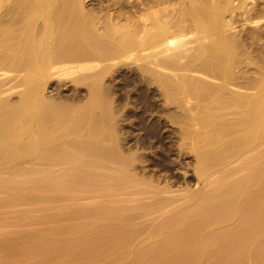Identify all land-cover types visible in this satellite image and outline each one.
Masks as SVG:
<instances>
[{"label": "bare ground", "instance_id": "obj_1", "mask_svg": "<svg viewBox=\"0 0 264 264\" xmlns=\"http://www.w3.org/2000/svg\"><path fill=\"white\" fill-rule=\"evenodd\" d=\"M252 2L174 0L100 32L82 0H0V264H264V0ZM128 60L175 108L188 161L173 177L137 180L100 145L99 86L81 108L46 100L54 76Z\"/></svg>", "mask_w": 264, "mask_h": 264}, {"label": "rangeland", "instance_id": "obj_2", "mask_svg": "<svg viewBox=\"0 0 264 264\" xmlns=\"http://www.w3.org/2000/svg\"><path fill=\"white\" fill-rule=\"evenodd\" d=\"M155 1L157 0H144V1L143 0H82L84 4L83 5L84 11L86 12L87 15H89L88 17H91L93 21L94 20L96 21L94 22L95 24L97 23L96 27L99 28L97 29L100 30V32L104 30L103 28H105L106 25L109 26V24L111 26L113 25V27H117V29L120 28L119 30H121L122 28L123 30L124 28L126 30L129 27L130 28L132 27V29H134L135 25L139 23L141 24L142 21L147 23V20L149 21V17H150V16L147 17L148 14L153 15L156 12V10L159 9V7L161 8V10L163 9L166 11L167 9L169 10L170 8L175 7L172 5V4L175 5L174 0H170V1L162 0L163 1L162 5L159 4V1L154 3ZM252 1L254 3L261 2V0H257V1L252 0ZM165 2L167 3L169 2V3L167 4ZM142 25L144 24L142 23ZM239 28L238 30L240 32L242 31V33L245 32L246 30L248 31L252 29V27L247 25L246 27L244 26V28H240V29ZM263 28L262 30H264ZM120 32L121 31L117 32L118 35L121 34ZM188 39H190V36ZM116 63L118 65L115 66L114 64ZM137 63L138 62H134L132 60L125 61L124 63L116 61L114 63H111L113 64L112 66L109 63L102 64L101 66H99V68L94 69V70L97 69L96 71L92 69L83 70V71L80 70V71H76L77 73L70 72L60 76L58 75L54 76L52 77L51 81H49L48 83L49 85H47V88L48 86L49 88L47 89V91H45V96H47L46 98H48L46 100L63 106L68 105L72 107L73 105L72 108L75 107L81 108L84 107L85 104L87 105L88 100H90L91 98L92 90L97 89V94H98L100 92V89L102 88L101 89L102 96H100L101 93H99L98 99H100V97L104 98L105 102H103L102 99L99 100L100 109L98 108L97 112L99 113V116L103 115V117L101 116L102 118L105 117L106 121L104 122H106V127L105 125L104 127L108 128L107 132L110 131V133L108 132L107 137L101 140L100 145L104 146L103 147L104 149L113 148V147L115 149L119 148L117 150L122 155V157H125L127 161L129 160L130 162H132L133 168L131 167V169L135 170L136 168L133 174L135 173L134 175H136L138 172L141 173V174L138 173L136 175L137 180L142 179L144 177L143 175H145V177L148 178L149 180L158 179L159 176L160 175L163 176V174L165 178L163 177L162 178L167 179L168 177L171 176L173 177L176 175L174 169L185 168L184 165L186 161H188L187 158L183 157L182 155H180L179 158L177 157L179 155L177 152V147H178V143H177L178 141L176 139L177 135L175 134L176 133L175 129L177 128L175 127L176 125L173 126L171 115L168 114L174 112L175 108H172L171 106V109H169L167 107L168 105H166V103L164 104V101H161L163 99H161L162 97L160 96L158 87H156L157 89L155 88L156 85L154 87L151 85L152 86L151 88V86H148L147 83L145 82L142 83V81L143 80L145 81V79H142V76L144 78V75H142V72H140L141 70L138 69L139 63L138 64ZM102 69L104 70L102 71ZM138 70L139 72H137ZM97 71L100 72L96 73ZM93 72H95V74ZM93 85L94 88H92ZM96 85L97 87L99 86L100 89H98L99 87L98 88L95 87ZM18 98H19L18 94L13 95L12 99H15L12 100L13 104L18 103L19 101ZM51 99L54 101H52ZM101 102L103 103L101 104ZM162 105H166L168 110L166 109V107ZM102 110L103 112H105V115H107L106 111H108L107 117L104 114H102L103 113ZM97 112L95 111L96 116H98ZM167 114L170 117V119L169 117H167ZM174 149L176 150V152ZM128 156L129 157L132 156L130 158H133V160L132 159L130 160ZM135 156L138 159H136ZM174 156H176V158ZM134 159H136L135 163H134ZM172 159L174 160L177 159L175 160L177 163L174 162V160ZM172 162H174L175 165L172 164L171 167ZM129 165L131 166V163H129ZM170 167L173 168L172 172L170 170L171 169ZM104 168L107 169V172L101 171L106 169H101L100 171L102 173L104 172V174L106 175H110L113 170V165L111 163H106L104 164ZM137 168L139 170H137ZM143 171H145L146 174L142 173ZM150 176L151 177L153 176V178H150ZM98 195H100V197L102 196V194L100 193L97 194V196ZM90 202L91 201H87L84 203V205L86 207H90V205H92ZM26 208L28 207H25L24 209ZM32 215L38 216L39 214H32Z\"/></svg>", "mask_w": 264, "mask_h": 264}]
</instances>
